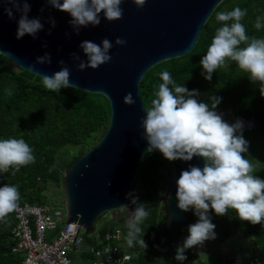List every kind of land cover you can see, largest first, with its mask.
Wrapping results in <instances>:
<instances>
[{
    "label": "trees",
    "instance_id": "trees-1",
    "mask_svg": "<svg viewBox=\"0 0 264 264\" xmlns=\"http://www.w3.org/2000/svg\"><path fill=\"white\" fill-rule=\"evenodd\" d=\"M237 6L247 9L248 14L241 21L247 34L264 38V28H254L256 17L264 16V0H225L206 22L190 54L165 61L146 74L141 85L146 106H151L162 83L160 72L167 70L177 84L199 90L198 101L210 105L211 96L222 97L217 111L238 118L264 120V96L260 94L259 85L251 82L235 62L229 61L218 69L211 81L202 75L200 61L216 30L223 26L216 20V13L231 11ZM6 89H11L12 94L8 95ZM111 119L112 107L106 96L73 88L50 91L43 86L41 77L20 69L0 55V139H24L35 156V163L22 167L15 176L11 174L13 169L0 173V187L15 185L20 192L18 203L51 205L50 195L53 188L62 186L63 172L104 139ZM243 135L249 142L245 158L255 165L254 175L264 179V123L258 129L244 131ZM172 176L173 170L166 158L157 154L145 157L136 183L141 184L146 195H136L137 187L133 198L138 197V202L145 204L149 211L141 225L147 248L128 246L129 252L135 255L130 264H181L175 259L177 246L183 244L189 235L188 226L196 223L198 217L193 212L185 229L164 231L169 213L167 203L163 205L160 201L165 189L169 188L164 180ZM127 206L135 209L136 205L130 199ZM211 217L217 238L206 241L202 247L187 250V260L183 264H251L250 261L264 264V225L241 221L232 209L225 216H217L212 211ZM7 221L0 222V264H22L24 256L13 252L17 242L12 234L15 224L12 213ZM106 231H100L101 238ZM209 255H213L214 260Z\"/></svg>",
    "mask_w": 264,
    "mask_h": 264
},
{
    "label": "clouds",
    "instance_id": "clouds-1",
    "mask_svg": "<svg viewBox=\"0 0 264 264\" xmlns=\"http://www.w3.org/2000/svg\"><path fill=\"white\" fill-rule=\"evenodd\" d=\"M126 2L128 0H43L51 8L70 15L69 23L77 35L83 28L98 27L102 16L109 22L122 20V5ZM131 2L143 10L148 0ZM0 8L10 20H16V13L20 14L17 39L25 35L37 39L38 33L44 30L40 17L29 18L30 0H0ZM40 11L43 12L44 8ZM247 14V9L242 10L239 6L231 11L216 13V20L223 26L216 30L206 55L200 61L204 70L202 75L211 81L213 73L218 69L225 67L229 61L235 62L240 70L248 74L251 82L259 85L260 94L264 96V38L247 34L245 25L241 22ZM229 21L232 23L229 24ZM48 22L52 28L56 27L54 17L50 16ZM254 28H264V16L256 17ZM126 44L127 41L121 37L115 39V45L108 38H104L100 44L84 40L79 47L87 59L82 60L76 52L70 56L78 61V70H95L112 61L110 51L114 46L122 47ZM43 46L47 47L46 44ZM51 63V55L45 53L36 58L29 70L33 71L37 64ZM58 63L60 70L52 75L35 72L41 77L43 86L53 92L76 89L77 86L70 83L71 69L64 60ZM159 75L162 83L151 100V106H145L146 116L140 123L143 129L142 139L148 145L146 152L151 154L158 150L170 162H189L194 158H201L203 162L202 167L190 166L183 170L176 181L178 209L183 212L193 211L198 217L196 223L188 226L189 235L176 249L175 259L183 264L187 260V250L202 247L206 241L217 238L212 211L217 216H225L232 209L241 221L254 226L264 225V179L254 175L255 165L245 158V154L249 152V142L243 135L244 122L237 119L230 124L217 111L222 97L211 96L209 105L198 101L199 90H189L186 86L177 84L167 70L161 71ZM5 91L8 95L12 94L11 89ZM124 103L129 106L136 103L131 92L124 97ZM33 163V149L24 139H0V173L13 169L11 174L15 176L22 167ZM127 196L136 205L127 220V245H138L145 249L147 244L142 238L144 232L141 225L148 218L149 211L145 204L138 202V197L133 198L132 192ZM19 200L20 192L15 185L4 184L0 187V222H8L7 217L17 210ZM127 209V205L120 207V211Z\"/></svg>",
    "mask_w": 264,
    "mask_h": 264
},
{
    "label": "water",
    "instance_id": "water-1",
    "mask_svg": "<svg viewBox=\"0 0 264 264\" xmlns=\"http://www.w3.org/2000/svg\"><path fill=\"white\" fill-rule=\"evenodd\" d=\"M224 1L148 0L146 7L140 10L128 0L122 5V20L109 22L102 16L98 27L83 28L77 35L69 23L71 17L68 13L51 8L43 0H30L29 18L40 17L44 24V30L38 33L37 39L30 35L17 39L20 14L16 13V20H10L0 8V55L34 75H37L35 72L52 75L60 70L58 62L64 60L71 69L70 83L76 85V89L104 95L111 103V125L104 139L83 153L62 175L67 223H79L87 237L94 233L100 217L120 211V207L130 200L127 194L133 193L139 186L136 181L149 154L140 127L141 120L146 116V104L141 93L143 79L153 67L190 54L206 22ZM41 8H44L43 12ZM50 16L55 18V28L48 22ZM117 37L124 38L127 44L111 49L113 59L110 63L95 70L77 69L78 61L73 60L70 54L76 52L82 60L87 59L79 47L81 42L90 40L100 44L108 38L115 45ZM45 44L47 47L43 46ZM45 53L51 55L52 63L37 64L33 71L29 70L36 58ZM129 92L136 101L131 106L124 103V97ZM218 112L230 124L241 119L245 124L244 131L258 129L264 123L259 117L238 118ZM151 154L163 156L158 150ZM168 162L173 176L164 180L169 190L161 198L167 203L169 213L164 231L183 230L191 221L193 211L178 209L176 181L183 170L190 166L202 167L203 162L201 158L189 162Z\"/></svg>",
    "mask_w": 264,
    "mask_h": 264
},
{
    "label": "built area",
    "instance_id": "built-area-1",
    "mask_svg": "<svg viewBox=\"0 0 264 264\" xmlns=\"http://www.w3.org/2000/svg\"><path fill=\"white\" fill-rule=\"evenodd\" d=\"M18 205L12 213L17 242L13 252L24 256L22 264H130L135 258L129 249L120 247L127 236L121 226L108 228L103 238L99 235L90 242L83 226L67 223L65 208L29 202Z\"/></svg>",
    "mask_w": 264,
    "mask_h": 264
},
{
    "label": "rangeland",
    "instance_id": "rangeland-1",
    "mask_svg": "<svg viewBox=\"0 0 264 264\" xmlns=\"http://www.w3.org/2000/svg\"><path fill=\"white\" fill-rule=\"evenodd\" d=\"M141 184L138 186V191L136 192V195H141L143 194L142 189H141ZM169 188H166L163 195H166L168 192ZM144 196L146 194H143ZM51 202L52 204L58 206V207H65V194H63V188L62 186L60 187H55L52 190V193L50 195ZM162 198V197H161ZM162 204L166 203L165 201L161 200L160 201ZM163 204V205H164ZM131 211H134L132 206H129L127 210L125 211H116L112 213H107L104 216L100 217L95 228V232L89 235V241L91 240H97L99 238V233L102 229L106 230L108 228L110 229H116L118 226H121L122 229H124L126 232L128 231L127 227V220L131 214ZM63 219L61 220L60 223H62ZM120 247L122 249H127L128 245L127 242L125 241L124 243L120 244ZM221 248V246H220ZM209 257L213 258V255H209ZM214 260V258H213Z\"/></svg>",
    "mask_w": 264,
    "mask_h": 264
}]
</instances>
